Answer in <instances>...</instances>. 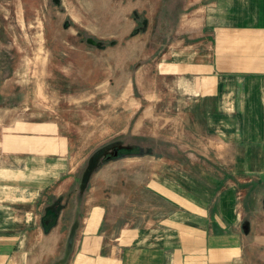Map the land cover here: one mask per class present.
<instances>
[{
    "label": "crops",
    "instance_id": "crops-1",
    "mask_svg": "<svg viewBox=\"0 0 264 264\" xmlns=\"http://www.w3.org/2000/svg\"><path fill=\"white\" fill-rule=\"evenodd\" d=\"M179 10L140 68L130 37L133 103L216 146L197 158L140 149L74 195L70 136L24 122L30 130L0 142V264H264V0H181Z\"/></svg>",
    "mask_w": 264,
    "mask_h": 264
},
{
    "label": "rangeland",
    "instance_id": "rangeland-1",
    "mask_svg": "<svg viewBox=\"0 0 264 264\" xmlns=\"http://www.w3.org/2000/svg\"><path fill=\"white\" fill-rule=\"evenodd\" d=\"M180 3L0 0V142L10 140L5 133L11 130H30L26 121L55 122L60 133L70 136L69 156L78 164L67 188L74 195L89 176L105 168L110 175L123 170L113 168L114 159L137 154L140 148L158 146L156 153H161L167 145L188 158L208 155L216 146L212 139L186 137L177 129L178 120L151 116L143 101L133 103L141 95L129 62L130 37L137 39L140 68L161 42L160 34L175 23ZM163 17L172 23H163ZM87 37L104 42L106 48L88 43ZM120 45L128 47L125 57ZM138 74L140 85H145V71ZM137 119L140 125L135 128ZM119 143L137 148L109 155ZM53 220L43 225L45 231Z\"/></svg>",
    "mask_w": 264,
    "mask_h": 264
},
{
    "label": "water",
    "instance_id": "water-1",
    "mask_svg": "<svg viewBox=\"0 0 264 264\" xmlns=\"http://www.w3.org/2000/svg\"><path fill=\"white\" fill-rule=\"evenodd\" d=\"M114 147V150H108L107 152L109 153V155H112V156H116L117 155V149H132L134 146L133 145H124V144H116L113 146ZM141 149V148H140ZM263 206H264V200H263Z\"/></svg>",
    "mask_w": 264,
    "mask_h": 264
},
{
    "label": "flooded vegetation",
    "instance_id": "flooded-vegetation-1",
    "mask_svg": "<svg viewBox=\"0 0 264 264\" xmlns=\"http://www.w3.org/2000/svg\"><path fill=\"white\" fill-rule=\"evenodd\" d=\"M133 148H134V147H133ZM133 148H132V149H133ZM111 150H114V147H113V146L111 147ZM104 152H105V150L103 151V153H104ZM118 152H119V150H118ZM105 156H108V153H106Z\"/></svg>",
    "mask_w": 264,
    "mask_h": 264
},
{
    "label": "trees",
    "instance_id": "trees-1",
    "mask_svg": "<svg viewBox=\"0 0 264 264\" xmlns=\"http://www.w3.org/2000/svg\"><path fill=\"white\" fill-rule=\"evenodd\" d=\"M134 148H137L136 146H134Z\"/></svg>",
    "mask_w": 264,
    "mask_h": 264
}]
</instances>
